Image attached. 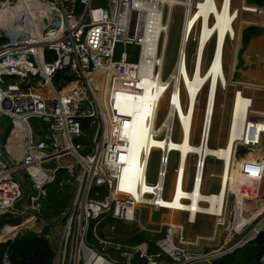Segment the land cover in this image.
<instances>
[{
  "label": "built area",
  "instance_id": "2783aa9c",
  "mask_svg": "<svg viewBox=\"0 0 264 264\" xmlns=\"http://www.w3.org/2000/svg\"><path fill=\"white\" fill-rule=\"evenodd\" d=\"M201 3L0 0V38L5 39L0 44V118L6 117L11 126L6 144L0 141V217L23 219L18 226L7 224L0 230V234L9 228L15 231L5 243L24 232L37 233L51 245L53 264H215V257L201 258L206 255L189 248L184 230L176 235L173 228L160 224L157 232H148L143 224L153 214L147 212L146 221H139L143 208L154 212L165 208L154 204L157 195L151 191L139 199L137 192H125L121 186L125 164L120 157L129 154L124 142L129 128L120 122L119 103L128 97L140 98L142 86L151 79L150 66L157 75L163 74L176 7L184 13L175 68L186 66L191 71L216 60L217 33L208 36L200 20L195 22ZM17 7L16 12L10 11ZM256 10L264 15L263 8ZM229 41L232 36L227 34L226 45ZM59 72L71 81L58 87L54 80ZM242 94L237 91L236 99ZM250 98L252 108L254 97ZM83 105L86 110L81 109ZM249 120L253 121L248 128L251 139L237 142L235 150L244 171L264 164V129L256 131L259 121L264 127V115L251 113ZM33 121L39 122L38 130ZM2 150L13 168L2 157ZM209 158L225 164L217 156ZM62 171L67 175L59 179ZM20 173L29 186L24 211L16 208L23 192L13 176L20 178ZM231 175L228 196L220 212L212 216L217 227L227 226L230 232L218 249L219 256L234 253L264 231V182L242 184L233 182ZM55 185L68 191L71 200L62 218L53 223L43 219V212ZM231 186L237 190L232 192ZM234 198L242 204L235 206ZM141 234L147 239L136 242ZM3 264H11L8 254Z\"/></svg>",
  "mask_w": 264,
  "mask_h": 264
},
{
  "label": "rangeland",
  "instance_id": "374dc122",
  "mask_svg": "<svg viewBox=\"0 0 264 264\" xmlns=\"http://www.w3.org/2000/svg\"><path fill=\"white\" fill-rule=\"evenodd\" d=\"M219 1L221 2L222 0H219ZM242 1L243 0H233L234 9L240 10L243 12V13L241 12L242 13L241 18H240L241 20H238L235 23V29L238 32V29L240 26H242L244 20L249 21L250 24L244 26L240 30V43L237 45V49L235 48L236 42L234 41H229L225 48V57H226L224 60L225 70L228 71V72L226 71V73H227V77L231 81V83L229 84L230 86L227 87L226 90H220L218 95L215 93L213 94L209 93L205 95V94H200L198 92H195L194 91L195 71L197 70L201 72L204 65H202L203 64L202 63L195 67H192L191 71H189L188 67L183 66L181 76H180V81H179V89H178V98L180 96V101L177 100L175 118L172 124L171 143H170V148H169L170 157H169V161L167 165V177L165 176V179H164V184H163L164 193L161 192L160 194L161 203L158 205L159 207L165 208V209L161 210L160 212H154L151 208L145 207L143 208L142 213L139 214L138 216L139 221L141 220L146 221L145 219L146 213L152 212L153 214L152 220H149L146 224H143V227L146 230H148V232L149 231L157 232L156 230L160 229V224H163V225L166 224V229L173 227L175 223L173 221L175 220V217H176V208L178 204L179 190H180V187H182L183 177L186 175L187 165H191L190 173L193 175L195 174L194 168L195 167L197 168V165L199 164L197 161V159L199 158L198 154H193L192 156L189 157L187 161H183V158L186 155H188L187 151L191 150L194 144L196 146L199 144L200 136H202L203 128H205L204 125H202L201 128H198L195 132H193L197 134L196 139L193 137V133L189 135V138H191V143H189V145L186 146L185 136H186L187 126L189 122V117L192 114V110L195 108L197 109V106H196L197 102L198 101L202 102L201 100H204L206 103L207 102L209 103V105H206L208 108L214 107L217 109L214 120L208 121L206 125L207 128L211 127V129L207 136L208 144L206 141V150L203 154L209 151V148H208L209 145L213 149L221 145L224 146L225 139L228 133L230 110L232 106L231 102H232V99L235 96H237L236 94L237 91H242L244 94V95L242 94V96L238 95L237 99H240L241 102L242 100H245V102L249 106L247 108L245 106L244 108H237L236 110L242 113L249 110L250 114L251 113L258 114L256 113V110L258 111V109H264V37H260L250 42L248 48L242 55L243 65L240 69L238 68L239 53L243 47L242 33L246 28L250 26L264 27L263 22H261L262 20H264V15H260L258 13L244 12V10L242 9L244 8L245 0L244 2ZM175 2L176 0H173L169 5L172 6L173 4H175ZM207 2H208L207 0H203V3H201V6H200V11L195 18L196 20L195 22L200 20V24L202 26L204 23ZM183 13L184 11H183V8L181 7H176L174 10L173 22L171 25L172 27H171L170 36H169V43L167 46L168 64L164 66L163 74L161 72V82L163 85H165V87H161V88L158 87L159 92L157 95L156 110H155L154 116H152V111L150 113L148 112V108H149V102H150V105H152L154 102V95L156 96L155 94V89L157 87L156 81L153 85L146 83L145 86H142V89L140 90L141 96L139 99L134 100V103H133L134 106H130V104L128 105V102L132 101L131 99L132 97H128L124 99L126 104L123 105L125 111L122 114L127 116L128 118L129 113L127 112V109L129 107L132 109V112L134 113V117H135L133 119V126L131 128L128 127L129 128L128 133H131L134 139V143H137L140 140L139 143L135 145V150H136L135 155L136 156L133 159V165L135 167H136V162L140 158L143 157V153H146V150H147L146 144L148 146L151 145L150 150H149L147 173L145 176V185L143 188L144 196L146 192L148 191H151L153 194L157 195L156 189L159 184L160 173L162 171L161 176H163L162 167L163 165H165L166 167V162L163 161V155L165 156V152H166L167 130L163 129L162 127L171 110L172 102L170 101L173 96V91H174L176 81H174V79L173 80H170V79L175 70L174 63L176 60V55H177V50H178V45H179V40H180V35H181V29H182V24H183ZM234 52L236 56H234ZM235 57H237L236 64H235L236 67L234 66L235 70L234 69L232 70V64L234 62ZM230 60H231V63H230ZM157 72L158 71H156L155 73L156 80H157V77L159 76V74L157 75ZM181 84L183 85L184 90L182 89ZM244 84L246 85V87ZM257 84L263 85V88L249 87V86L257 85ZM150 93H152L153 95L151 98L149 96ZM216 96H217V101H216ZM250 97H254L252 108L250 107V104H249L251 100ZM121 104L122 102L119 103V105ZM255 108H258V109H255ZM190 109H191V112H190ZM147 112H148V116H147ZM201 114H202V111H199L197 109L194 112V114H192L190 121L191 120L194 121L196 117ZM261 115H264V114H261ZM146 117H147V120H146ZM135 120L137 124L135 123ZM38 123L39 122L37 121L32 122V125L35 127L36 130H38ZM151 123L153 124V127ZM230 126L232 127V124H230ZM221 128H223V130ZM8 129H9V126H8ZM152 129H154V131L156 132V135H151ZM231 131H234V128H231ZM4 132H5V124L0 123V141L2 140V142H3V137L7 134L6 132V134L4 135ZM248 135L249 134L244 136V139H246ZM10 136H11V133L9 135V138ZM8 139L5 141L7 142ZM6 142H3L4 145L6 144ZM176 144H178L179 154L177 152ZM182 153H184V155H182ZM248 158L253 159L255 158V156L250 155ZM180 162L183 165L182 170L184 171V173H181L178 169V166L181 165ZM202 163H204V165L206 166V168L204 166V169H207V171L205 172L206 174L205 181H203V183L200 185V191H198V197H193L191 201L192 211L199 209V208L203 209L199 206H196L195 204L204 202L203 198H206V193H212L213 199H214V198H217V193L219 191V186H220L219 178L217 177L210 178V174H213L216 176L219 175L221 173L222 163L217 162L212 158H209L207 161H203L200 163L201 168H203ZM232 163H239L241 165V161L237 160L235 153L232 154V158L229 160L228 165ZM135 167L133 168V171L136 173ZM260 170L263 172L262 169ZM20 175H21L20 179L24 182L25 186L29 187L27 180L23 177V174L20 173ZM185 179H186V187H189L192 184L193 177H186ZM196 198H200V199L197 200ZM47 199L44 202L43 217L48 218L51 222L56 221L57 218L61 214L58 216H52V217H48L46 215L47 210H48L47 209ZM235 199L238 200L235 203L242 204L239 199L237 198ZM232 200L233 198H230V204ZM210 207L212 208L211 202H210ZM211 210L212 209H210V211ZM205 214H209V213L205 212L204 215H197V216L192 215L194 218H196L194 224H191L188 222L190 219L188 214L181 213V215H177V220L180 223L179 224L180 228H181V225L183 226V230L185 233V240L187 243L191 244L189 248L192 251H194L196 254H200V255H208L212 251H216L220 249L221 247L225 245V242L228 240L229 235H230V232L227 226L224 228L217 227L216 219L212 216L205 215ZM22 222H23V219H21V223ZM239 237L240 236H237L236 239H238ZM5 242L6 241H3L1 243H5ZM195 243L197 245L194 246Z\"/></svg>",
  "mask_w": 264,
  "mask_h": 264
},
{
  "label": "bare ground",
  "instance_id": "6f19581e",
  "mask_svg": "<svg viewBox=\"0 0 264 264\" xmlns=\"http://www.w3.org/2000/svg\"><path fill=\"white\" fill-rule=\"evenodd\" d=\"M172 1L173 0H166L167 5H169ZM207 1L208 2H207V6H206V12H205V18H204L203 26L205 27V29L208 33V36L211 35L212 33H217L218 41H217V48L215 50V53H217V56H216V60L214 61V63L213 64L210 63L209 65H204L201 72H199L197 70L195 71L194 91L198 92L200 94H205V95H207L209 93L218 94V92L220 91V88L225 87L227 89L228 85L231 83V81L227 77V73H226L227 70H225L224 58L221 60V55L224 56V54H225V48H226L225 39H226L227 34H230L232 36V41L236 42L235 48L237 49V45L240 43V30L244 26L250 24L249 21H246V20L243 21L242 20L243 24L240 27L238 26L239 29L237 32L235 29V23L238 20H241L240 18H241V14L243 12L240 10L234 9L233 0H224L221 2H217L216 0H207ZM242 2H244V0ZM255 8H257V6H249L248 4H244V8L242 10H244V12L257 13V10ZM18 9H19V7L10 8V11L12 13H14ZM4 12H2V13H4ZM254 22H256V21H254ZM261 22H263V24H264V20H262ZM208 23H209V26H208ZM235 52H236V50H235ZM235 52H234V56H236ZM236 58L237 57L234 58V62L232 64V70L234 69V66L236 64ZM230 63H231V60H230ZM147 69L149 71V76L151 78L150 80L147 81V83L153 85L156 81V86H157L155 89L156 96L154 95V102L152 105H150V102H149V108H148V112L150 113L152 111V116H154L155 110H156V101H157V95L159 92V88L165 87V85H163L161 82V72L159 73V76L157 77V80H156L155 79V73H156L155 68L150 66ZM182 69H183V66L176 67L174 72H173V75L170 79V80L174 79V81H176V82H175V87H174V91H173V103H171V110L168 114V117H167L163 127H162L163 129L167 130L166 152H165V156L163 155V161L166 162V167H165V165H163V167H162L163 176H161L162 171L160 173L159 184H158V187L156 189L157 198H156V200H154V204L156 206H158L161 203L160 194L163 190V184H164L165 176L167 177V165H168V161H169V157H170L169 148H170V143H171V131H172V124L174 122L176 108H177L179 81H180ZM152 73L154 74V76H152ZM259 86H260V84L252 85L249 87H251V88H253V87L263 88V86H260V87ZM245 87H246V85H245ZM102 93H103L102 99L103 100H104V98L107 99V97L104 96V89L102 90ZM149 96L151 98L153 96L152 93H150ZM240 96H242V95H240ZM131 99H132V101L128 102V105L130 104V106H134L133 103H134L135 98H131ZM201 101L202 102L198 101L196 106H197V109L199 111H202V114L197 116L194 121H192V120L190 121L192 114H194V112L197 110L195 108L192 110V114L189 117V122H188L186 136H185L186 146L189 145V143H191V138H189V135H191L193 132H195L198 128H201V126L204 124H205V128H203V133H202V136H200L199 144L197 146L194 144L192 149L187 151L188 155H186L183 158V161H187L189 159V157L192 156L193 154H198L199 158L197 159V161L199 164L197 165V168L194 166L195 167L194 168L195 173H196V169H197L198 173H197V176H196V174L192 175L190 173L191 165H187L186 175L183 177L182 187H180V190H179L178 204H177V208H176V217H175V220L173 221L175 223L172 227L174 232L176 233V235H180L183 231V226L181 225V228H182V230H181L180 225H179L180 223L177 220V215H181V213L188 214L190 217L188 222L191 224H194L196 218H194L192 215L197 216L199 214V213H197L196 210L192 211L191 201H192L193 197H198V191H200V185L203 183V181L205 179L204 174L207 171V169L201 168L200 163L203 161H207L209 157L217 156V158L219 157V158L225 160V164L224 165L221 164L223 167H222L221 173L219 175L216 176V175L210 174V178H214V177L219 178L220 186H219V191L217 193V198L213 199L212 193H206V199L203 200L204 202L195 204L196 206L203 208L202 209L203 213L209 211V209H205V208H209L210 202L212 203V206H214V207L220 206L218 209H215L214 211H209V214H208L209 216L210 215L214 216L215 211L216 212L218 211V213H219L220 208L224 204V201H225L227 194H228L227 185L229 184V181H230L231 171H232L231 178H232L233 182H240L242 184H255V183H258L260 181L264 182V177L261 175L262 174L261 170L258 168L250 169L249 171H244L240 167L239 163H234V166H232V164L228 165L229 160L232 158V154L235 153L237 142H239V141L249 142L251 139V132L248 130V128L252 127L253 123L251 120H249V117H250L249 110L245 111L244 113L236 110L237 108H244V106L247 108L249 105L245 102V100H242V102H241L240 99H236V96L232 99V102H231L232 106H231V110H230V118H229V124H228V133H227V137L225 139L224 146L221 145V146H218L217 148L213 149L209 145L208 146L209 151L206 152L205 154H203L206 150V138H207L208 133L210 132V129H211V127L207 128L206 125H207L208 121L214 120V118L216 116V110L217 109L214 107L208 108L206 105H209V103L208 102L206 103L204 100H201ZM121 102H122V104L119 105L120 108L118 107L119 108V116L121 118L120 122L122 124H125V126L127 128L128 127L131 128L133 126V119L135 118L134 113L132 112V109L128 107V109H127V112L129 113L128 118H127V116L123 115L122 113L125 111L123 105H125L126 102H125V100H122ZM222 108H224V107H222ZM258 108H255V109H258ZM207 111H209V114L207 116V122L205 123ZM148 112H147V116H148ZM190 112H191V109H190ZM211 112H212V119H210V113ZM256 113H258L260 115L264 114V109H258V111L256 110ZM146 120H147V117H146ZM135 123H136V120H135ZM230 124H232V127L230 126ZM152 127H153V124H152ZM231 128H234V131H231ZM257 128H258V130H256V131L258 133H260L261 130L264 129L261 121H259V123L257 124ZM221 129L223 130V128H221ZM127 134L128 135L124 139V142H126V144H127V149H128L129 154L127 156L122 155L120 157L121 162H123L125 164L122 175H121V186L124 188L125 192H128V193L133 192L134 194L137 192L139 199H141L143 196V188L145 185V176L147 173L149 150H150L151 145L148 146L146 144V147H147L146 153H143V157L140 158L136 162V167H135L133 165V159L136 156L135 155V153H136L135 145L137 143H139L140 140L137 143H134V139H133L131 133H127ZM247 134H249V135L247 136L246 139H244V136H246ZM151 135H156V132L154 131V129H152ZM193 137L196 139L197 134L193 133ZM15 138L16 137H15V133H14L10 142L13 143ZM144 139H145V137H144ZM202 140H204V144H202ZM149 142H150V140H149ZM210 143H211V141H210ZM176 147H177V152H178L179 151L178 150V144H176ZM244 152H245V150H244ZM178 154H179V152H178ZM167 155H168V158H167L168 161L165 160ZM182 155H184V153H182ZM180 157H179V159H180ZM212 159H214V158H212ZM243 159H245V158H243ZM237 160L241 161V159H238V158H237ZM180 164H181V162H180ZM203 164L204 163H202V167H203ZM133 166L135 167L136 173L133 171V168H134ZM178 169L181 173H184V171L182 170L183 169L182 164L180 166H178ZM186 177H193L192 184L189 187H186V179H185ZM236 190H237V187L231 186L232 192H235ZM236 201H238V200L235 199V202ZM236 204L237 203H235V206H236ZM262 207H264V205ZM14 232L15 231L12 230V228L5 230L3 233L0 234V242L6 241L7 239H9L14 234ZM199 239H200V237H199ZM211 253L212 254L214 253L215 255L218 253V255H219L220 251L216 250V251H212ZM214 254L213 255L208 254L206 256H202L201 258H210V257L214 256Z\"/></svg>",
  "mask_w": 264,
  "mask_h": 264
},
{
  "label": "trees",
  "instance_id": "16d2710c",
  "mask_svg": "<svg viewBox=\"0 0 264 264\" xmlns=\"http://www.w3.org/2000/svg\"><path fill=\"white\" fill-rule=\"evenodd\" d=\"M250 6H257L264 9V0H246ZM264 36V27L250 26L246 28L242 33V49L239 53L240 69L243 65L242 55L248 48L251 41ZM5 39L0 38V44ZM50 56H47V59ZM71 81L65 74V72H59L54 80L56 86H62ZM83 125H86V120L82 121ZM11 133V126L7 131V134L3 137V142L8 139ZM242 152H244L242 150ZM264 162V161H263ZM258 169H262V176L264 177V164L263 167L259 166ZM67 174L62 171L59 179L65 177ZM254 194V193H253ZM263 194V192H261ZM71 195L68 191L61 190L57 185L53 186L48 199H47V213L48 217L58 216L65 212L69 207ZM7 224L18 226L21 224V219H15L13 217H0V230ZM147 237L144 234L139 235L134 240L136 242H142ZM8 254L11 264H53L55 259V253L43 236L34 232H24L19 234L16 239L8 241L7 243L0 244V264L4 262V256ZM264 258V231L253 241L246 244L244 247L236 250L234 253L222 257L217 260L215 264H264L262 259Z\"/></svg>",
  "mask_w": 264,
  "mask_h": 264
},
{
  "label": "water",
  "instance_id": "95a60500",
  "mask_svg": "<svg viewBox=\"0 0 264 264\" xmlns=\"http://www.w3.org/2000/svg\"><path fill=\"white\" fill-rule=\"evenodd\" d=\"M245 4H247L246 0H245ZM82 110H86V106L83 105L81 107ZM0 123H4L5 124V132H4V135L6 134L7 130H8V126H9V121L6 117H2L0 118ZM2 157L4 158V160L8 163V165L13 168L14 167V163L12 162V160L7 156L6 152L4 150H2ZM14 179H16L17 181H19L20 185H21V189H22V192H23V196L22 198L17 202L16 204V208L19 209L20 211H24V207H23V204L26 202L27 200V197H28V188L25 186V184L22 182V180L14 175L13 176ZM62 218V215H60L57 220L54 222L52 221L53 223H56L57 221H59L60 219ZM44 220L50 222V220L46 217H43ZM228 255V254H227ZM213 258L215 257V261H217L218 259H220L221 257H224L223 255H215V256H212ZM211 258V257H210Z\"/></svg>",
  "mask_w": 264,
  "mask_h": 264
},
{
  "label": "crops",
  "instance_id": "0c3cea01",
  "mask_svg": "<svg viewBox=\"0 0 264 264\" xmlns=\"http://www.w3.org/2000/svg\"><path fill=\"white\" fill-rule=\"evenodd\" d=\"M250 6V5H249ZM262 37H264V36H262ZM260 86H263V85H260ZM259 86V87H260ZM245 126V125H244ZM243 128V127H242ZM197 200L198 199H200V198H196ZM203 199H206V198H203ZM210 202V201H209ZM219 208V206L218 207H214V206H212V208L209 206V208H207V209H209V211H210V209H212L211 211H214L215 209H218ZM192 209V208H191ZM196 211H197V213H200V212H202L203 213V211H202V209H196ZM209 211H208V213H209ZM206 215H208V214H206ZM211 255H213L212 253H210ZM216 255H218V253L216 254ZM214 256H215V254H214Z\"/></svg>",
  "mask_w": 264,
  "mask_h": 264
}]
</instances>
